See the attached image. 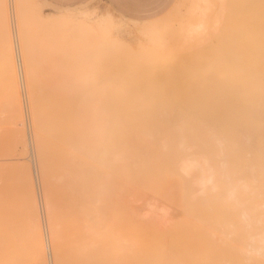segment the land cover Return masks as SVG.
<instances>
[{"label": "bare ground", "instance_id": "6f19581e", "mask_svg": "<svg viewBox=\"0 0 264 264\" xmlns=\"http://www.w3.org/2000/svg\"><path fill=\"white\" fill-rule=\"evenodd\" d=\"M0 4L7 7V0H0ZM249 4L243 18L215 19L216 57L212 59L216 60L213 66L216 65L213 70L216 93L213 99L202 95L201 99L160 101L155 95L156 100H141L138 95L140 100L99 99V102L78 103L75 100H33L35 94L31 95L34 96L31 101L33 125L46 195L49 189L53 191L52 180L57 182L58 189L54 192L60 199L68 200L75 217L73 222L71 220L73 227L63 228L62 233L58 227H51L56 264H264V0H252ZM1 11L0 15L5 12ZM193 14L190 13L191 17ZM4 16L7 17L2 18ZM28 27L30 29V25ZM3 36L2 41L12 50L9 27L4 28ZM12 65L9 71L15 74L16 64ZM209 65L203 74L209 70ZM181 66L185 64L182 62ZM154 73L153 70L151 74ZM211 74H205L207 79ZM185 78L182 79L186 81ZM14 84L7 86L14 112L13 123H10L14 125L20 151L27 154L26 135L20 128L23 115L19 91ZM197 87L208 91V87ZM197 91L200 94L201 90ZM174 93L172 95H176ZM30 171L28 166L17 170L8 161L0 163L3 181L0 186V264H47ZM137 188L159 192L167 203L178 202L181 217L173 219L159 211L153 212L156 214L153 219L136 214L130 207V190ZM22 214L26 216V227L20 226L18 218Z\"/></svg>", "mask_w": 264, "mask_h": 264}, {"label": "rangeland", "instance_id": "374dc122", "mask_svg": "<svg viewBox=\"0 0 264 264\" xmlns=\"http://www.w3.org/2000/svg\"><path fill=\"white\" fill-rule=\"evenodd\" d=\"M201 1L203 3H201ZM250 1L252 0H243V1L242 0L240 1L232 0V2L234 3H232L231 1L230 2L232 6L236 7L234 8L231 6V4H229V0H218V1L217 0H208V1L207 0H155V2L152 3L151 7L146 8L142 5L141 15H139L138 17L137 16L128 17V16H124V15L116 13L111 8H106V7L102 8L101 7L102 3L100 1H94L90 5L77 7V8H59V7H55L47 3L45 0H17V1L7 0V7L0 4V7L3 6V8L5 7L7 9V10L4 9L5 10L4 12L3 8L2 7L0 8L2 10L1 13L4 12L2 13V15H0L1 17V21H0V25H1L0 26V155H1L0 163L8 161L10 162L11 165H14L17 170L18 169L22 170L26 166H28V168L31 170L30 172L32 174V179H33L34 188H35L36 202H37L38 211H39V219H40V225L42 228L47 264H56L55 256H54V243L52 239L53 232H51V227H58L59 233H62L63 228L66 229V227H73L71 226V220L73 222V218L75 219V217L72 215L73 211L71 212L68 206V200L66 198L60 199L58 197V194L54 192V191L57 192V189H58L57 182H54V180H52L51 188H53V191L49 189L48 194L46 195L45 179L41 173V167H40V161H39V157L37 153V145H36V140H35L34 125H33V110H32L31 101H32V97L34 98V96H31V95L35 94V99L33 100H39V101L47 100V101H52V102L53 101L54 102H60V101L61 102H66V101L74 102L75 100V102H78V103L79 102L81 103L83 101L84 102H99V99L100 101H103V100L104 101H113V100L118 101V100H124V99L125 100H140V99L141 100H148V99L152 100V98L156 100V98H154L155 95L157 98L159 97V99L157 100H160V101H163L164 99H165L164 101L166 100L173 101V100H178V99L180 100L188 99L189 100L192 98L201 99L202 95L206 99L208 98L213 99L215 98V93H216V89H215L216 87L213 85V84L216 85V82H215L216 78L214 77V75L216 76V73L214 72L216 70V69L214 70L216 65L215 67H213L216 62V60L215 62L213 61V59H215L213 57H216V53H215L216 52L215 51L216 50V37H215L216 20L217 18L222 19V17L223 19H227V18L229 19V17L230 18H235V17L243 18V15L245 16V13L247 11L246 8H248L250 5L249 4ZM257 1L259 2V0ZM237 2L238 3L241 2L240 3L241 5L244 4L243 2H246V3L244 4L245 6L242 5L240 7V4H238ZM219 3L221 4V6ZM224 3H227V5L229 4V7L227 8V5ZM236 4L239 5V11H237L238 6H236ZM231 7L234 11L231 9ZM205 8H207V11ZM209 10L211 11L210 12L211 14L208 12ZM194 11L195 13L193 14ZM191 12L194 15L193 17H191L192 15H190ZM217 12L219 13V15L216 14ZM236 12H238L237 15H236ZM3 15H6L7 17L4 16L2 18ZM61 15H63V17ZM217 15L220 18L217 17ZM23 16L24 18L22 19ZM57 16L58 17L60 16L61 18L60 17L58 18ZM204 16H206V19L204 18ZM186 17L188 19H186ZM5 18L8 21L7 20L5 21L4 20ZM20 18L22 19L21 24H20ZM62 18H65L68 20L63 21L65 19H62ZM191 18L192 19L197 18L196 19L198 20L197 24H196V20H192ZM25 19L26 20L28 19V20L26 21ZM59 19H62L61 21L63 25L59 23L61 22L59 21ZM89 19L91 20L89 21ZM2 20L4 21L2 22ZM212 20L214 21V23ZM182 21L185 23H183ZM191 21H194V22H191ZM4 22L8 23V24L5 23V27H9L11 35H12L11 36L12 50H9V47L7 48V45L5 44V42L2 41L4 39V36H3V31L5 28ZM27 22L29 23L27 24ZM48 22L52 24H49ZM1 23H3V26ZM182 24L184 25L181 26ZM207 24L208 25L210 24V26H207ZM28 25H30V29ZM42 25L44 28L42 27ZM53 25L55 28L53 27ZM50 26H52V28ZM26 27H27V30H25ZM200 27L202 31L200 30ZM206 27H208V29ZM209 27H211L210 28L211 30L209 29ZM213 30L215 34L213 33ZM205 31H206V34H205ZM186 32L187 33L191 32V35L190 33L187 34ZM205 35H206V38L208 37L207 39L208 41L209 40H212V41L208 42L206 38L204 39ZM200 37H201L200 40H202V42H200L199 40ZM174 39L175 40L177 39V40L175 41ZM194 39H195V42H194ZM174 43H177L176 47ZM189 44H191L192 47L189 46ZM204 46L206 48H204ZM181 48H183L186 51H184ZM192 48L194 51L192 50ZM203 50L205 51L204 52L205 55H203ZM9 51H12L14 55H12V52L9 54ZM3 52H6L5 55ZM165 52H168V53L165 54ZM208 53H210V55H208ZM158 54L160 56H158ZM199 54L201 56H199ZM186 55L189 58H185ZM9 56H10V59L8 58ZM153 57H154V60L152 59ZM1 58H4V59L1 60ZM7 58L8 60H6ZM110 58H112V60ZM179 58H180V61L178 60ZM166 59L168 60L166 61ZM184 59H185V62L182 61ZM187 59L190 60V62L192 61V63H189V61H186ZM196 59H197V62H195ZM200 59H202V61ZM198 60L200 61L198 62ZM6 61H7V64H6ZM173 61H175V63ZM11 62L12 64H16L15 69H14L15 74L13 73L10 74V71H11L10 69L12 66H14L12 64L10 65ZM170 62H173V63H170ZM176 62L179 64L178 65L179 67L178 66L176 67L177 65ZM182 62H183V65L185 64V66H181ZM211 62H214V63H211ZM187 63L189 66H187ZM200 63L201 64L203 63L204 65L203 64L199 65ZM209 63H210L209 67L210 68L213 67L212 70L208 68L209 70L208 71L206 70L207 72L203 74L205 69H207L206 66ZM1 64L2 65L4 64V65L2 66ZM157 64H159V66ZM144 65H145V68H144ZM147 65L149 66L148 70H147ZM72 66H73V69H72ZM195 66H196V69H195ZM5 67H8V68H5ZM96 67L98 70L96 69ZM172 67L174 69H172ZM186 67L188 69H186ZM79 68L81 71H79ZM177 68H179V70ZM203 68L204 70H202ZM132 69L133 71H131ZM142 69H144V72ZM182 69H184V71ZM193 69L195 70V72ZM153 70L155 72L154 73L155 75L151 74L153 73ZM157 70H159V72ZM201 70H202V73H200ZM161 71L162 73L160 75ZM156 72H158L159 74ZM183 72L185 73V75H183L184 74ZM210 72H212L213 75ZM163 73H164L165 78L164 76H162ZM208 73L211 74L210 76H208L210 80L207 79L206 77V75H209ZM109 74L113 77L109 76ZM128 74L131 76L129 77ZM188 74L190 75V77ZM145 75H148V78ZM177 76H180L178 77L179 79L177 78ZM184 77L187 78V79L185 78L186 81L182 79ZM143 78L145 79V81L143 80ZM168 80L170 81L173 80V81L170 83V81ZM194 80H195V83L197 84L194 83ZM10 82L13 84L16 82L14 85L18 86L19 102L22 108V115H23L22 117L23 124H22V127L20 126V128H22V130L24 131V134L26 135L25 137H26V142L28 146L27 154H24L22 153V151H20L21 147H20L19 141L17 140V137L15 138L16 133L13 128L14 125L11 124L13 123L14 112L12 110L13 100L9 94L10 91L7 90V88H10V87H7V86H10L9 85L11 84ZM205 83L207 84V86H205ZM121 84H123L124 86H122ZM208 85L211 87H209ZM197 86L199 87L201 86L202 88L203 86H205V88L208 87L207 88L208 91L202 90L201 88L199 89ZM97 87H99L101 90L98 89ZM142 87L143 89L144 88H147V89L143 91ZM157 87L161 88L162 90L158 89ZM189 87H193L194 90ZM128 88L129 89L131 88V89L129 90ZM184 88H186L188 91H186V89ZM209 88H211L212 90ZM76 89L78 92L76 91ZM197 90H201L203 91V93L200 91V94H199ZM130 91L135 94L133 95ZM175 91L178 92L179 94H177ZM30 92H32L33 94L32 93L30 94ZM206 92H211V93H209L210 94L209 95L208 93L206 94ZM149 93H151L152 95L150 94L149 96ZM173 93L176 95H172ZM60 95L63 97H60ZM66 95H68L69 97ZM122 95H124V97H122ZM138 95L141 96V98L138 97ZM167 95H169L170 97ZM57 97H59V99ZM2 184H3V181L0 179V186ZM130 192H131L130 193V207L133 212L141 215L143 218L153 219L156 216V214L153 213L154 211H159L161 213H167L173 219H179L181 217V210L179 207V203L178 202L167 203L166 200L163 198V196L159 192L156 193L153 190L141 189V188H137L134 191L130 190ZM115 200H117V198H115ZM25 218L26 216L25 215L23 216V214L21 215V217L18 218L20 219L19 220L20 226H23V227L27 226L26 224L27 221Z\"/></svg>", "mask_w": 264, "mask_h": 264}, {"label": "crops", "instance_id": "0c3cea01", "mask_svg": "<svg viewBox=\"0 0 264 264\" xmlns=\"http://www.w3.org/2000/svg\"><path fill=\"white\" fill-rule=\"evenodd\" d=\"M47 3L59 8H77L90 5L94 1H100L101 7L111 8L116 13L138 17L141 15V7H151L155 0H45Z\"/></svg>", "mask_w": 264, "mask_h": 264}]
</instances>
